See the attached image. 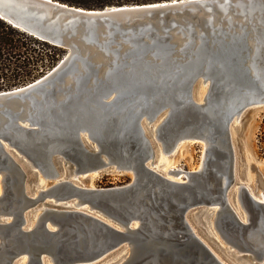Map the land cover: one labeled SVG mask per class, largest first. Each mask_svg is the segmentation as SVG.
Masks as SVG:
<instances>
[{
	"label": "water",
	"instance_id": "obj_1",
	"mask_svg": "<svg viewBox=\"0 0 264 264\" xmlns=\"http://www.w3.org/2000/svg\"><path fill=\"white\" fill-rule=\"evenodd\" d=\"M0 18L67 51L0 92V264H100L123 251V264H224L221 242L189 222L213 208L222 243L262 259L264 202L236 176L231 126L264 104V0H0ZM187 140L207 145L201 171L181 182L156 170L158 147ZM108 171L133 180L83 183Z\"/></svg>",
	"mask_w": 264,
	"mask_h": 264
},
{
	"label": "rangeland",
	"instance_id": "obj_2",
	"mask_svg": "<svg viewBox=\"0 0 264 264\" xmlns=\"http://www.w3.org/2000/svg\"><path fill=\"white\" fill-rule=\"evenodd\" d=\"M66 54L67 51L65 50L62 59L66 56ZM53 68H51L41 76H38V78L28 81L24 85H18V87L28 85L38 80L39 78L50 72ZM14 88L16 87L2 89L0 90V92L12 90ZM195 89L199 93H204L207 90V86L199 83L195 87ZM231 127V142L233 146L234 168L236 176L237 178L243 180V182H245L247 186H249V188L253 192V195L258 200H261L260 198L264 196V104H257L246 108L240 114L239 121H234ZM203 146L204 145L201 141H184L179 153L177 152L173 156L166 158L162 156L161 163L163 161H170L171 163H175L179 168L178 170L181 171V174L179 176H175L176 178L184 176L185 173L182 172H199L202 169V163L204 160L203 154L206 151ZM187 177L182 178L184 181L181 182H186L188 179ZM132 180L133 174H131L130 172L118 173L115 171H108L100 174H95L91 177L89 182L83 181V183L86 185L90 184L91 186L96 188H111L129 184L132 182ZM231 189H235L234 193L236 194L237 186H233ZM202 215L204 214L201 213L200 216L202 217ZM203 218H205L204 220L208 224L209 230L212 232L213 236L222 243L214 226L215 215L212 212H207ZM223 246L226 250H229L230 252L232 251V249H229L228 245L223 244ZM231 256L237 259L240 254L234 252L231 253ZM106 262L108 261L106 260L100 264H105ZM112 263H114V261L108 262L107 264ZM235 263L253 264L256 262L249 260L247 257H243L242 259L236 260ZM260 263H264V259Z\"/></svg>",
	"mask_w": 264,
	"mask_h": 264
},
{
	"label": "trees",
	"instance_id": "obj_3",
	"mask_svg": "<svg viewBox=\"0 0 264 264\" xmlns=\"http://www.w3.org/2000/svg\"><path fill=\"white\" fill-rule=\"evenodd\" d=\"M86 9L141 5L164 0H58ZM168 1V0H167ZM65 50L43 42L0 18V90L18 87L41 76L64 56Z\"/></svg>",
	"mask_w": 264,
	"mask_h": 264
},
{
	"label": "bare ground",
	"instance_id": "obj_4",
	"mask_svg": "<svg viewBox=\"0 0 264 264\" xmlns=\"http://www.w3.org/2000/svg\"><path fill=\"white\" fill-rule=\"evenodd\" d=\"M205 85L207 86V84H205ZM239 118H240V116L235 121H239ZM153 133H154V130H153ZM183 142L184 141L179 143L178 147L175 149L174 153H172V154H165L163 152L162 148L158 147L157 148V157L158 158H157L156 163L154 164V166L156 167V170H158L159 172L165 174L167 177L171 178L172 180H176V181H184L182 178H186L188 176L187 172H182V173H185V175L181 176L180 178L179 177L176 178L175 176H179L181 174V171L178 170L179 168L176 166L175 163H171L170 161H163L161 163V158H162V156H164L165 158L166 157H171L174 154H176L177 152L179 153L181 151L182 146H183ZM201 142L203 143V145H204L203 147L206 150V148H207L206 143L203 142V141H201ZM203 158H204V160H203V163H202V167L204 165V161H205V158H206V151L203 154ZM171 171H173V173H171ZM94 175L95 174L91 175V177L94 176ZM88 186H90V185H88ZM234 192H235V189H233V191L231 192L229 200H230L232 206L235 208V210L238 213V215L241 218V220L246 223L247 222V216H246L245 212L243 211V208H242L240 200H239V187L238 186H237L236 194ZM260 199H261L260 200L261 202H264V196L262 198H260ZM44 209H46V207L42 206V207H40L38 209L39 211L37 210V211H35L33 213L30 227L34 226L35 223L38 222V220H39L41 214L43 213ZM207 212H212L215 215V219H214V226H215V222L217 221V216L219 215L220 208H213V209H209V210H207L205 212H202V214H204V215H202V217L200 215L199 216H194L193 215L192 219H190L189 222H190L193 230L196 232V234H198V226L204 225L203 228H204L206 234H208V236H211V237L215 238L213 236L212 232L209 230L208 224L204 220L205 218H203ZM199 237L202 238V236H199ZM202 240L204 241L203 238H202ZM204 242L207 243L206 241H204ZM218 242H220V241H218ZM221 246L224 248L223 255L225 256L226 260L222 258V255H219V254L216 253L217 257L224 264H238V263H235V261L239 260V259H242V258L237 257V259H235V258H233L231 256V253H234V252H237V251L234 248H230V247H229V249H232L231 252L229 250H226L222 243H221ZM233 250H235V251H233ZM244 253L245 252H241V253L237 252V254H240V255H243ZM129 254L130 253H128V251H126V252L123 251L121 253V255L118 257V259L115 260L114 263H112V264H123L126 261V259L128 258ZM247 254L249 255L248 259L251 260V261H255L257 264H261L260 262L264 259V256L262 257V259L258 260L254 254H252V253H247ZM26 261H27V258L23 257L22 260L20 261L21 263H18V264H25ZM107 263L108 262H106L105 264H107ZM46 264H52V263L50 261H47ZM262 264H264V263H262Z\"/></svg>",
	"mask_w": 264,
	"mask_h": 264
}]
</instances>
